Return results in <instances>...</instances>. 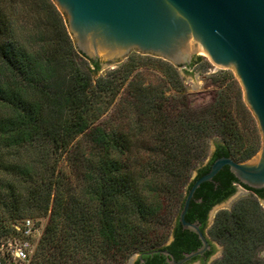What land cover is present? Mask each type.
<instances>
[{"label": "trees", "instance_id": "obj_1", "mask_svg": "<svg viewBox=\"0 0 264 264\" xmlns=\"http://www.w3.org/2000/svg\"><path fill=\"white\" fill-rule=\"evenodd\" d=\"M41 2L44 8L35 5L36 8L47 10L48 17L55 22L58 19L63 25L60 46L55 47L52 41L43 45L40 40L45 38L40 31L36 37L39 41L21 43L15 25L6 22L0 10V213L18 220L29 208L48 212L54 187L61 191V180L54 178V171L47 178L39 176L37 170L33 173L34 169L22 162L23 152L33 149L41 154L43 162L50 161V150L65 152L82 136L90 152L84 149L73 157L80 165L83 192L80 197L73 189L56 193L54 210L31 264H68L70 257L78 256L84 262H98L104 257L119 258L123 263L134 254H143L146 264H168L163 255L145 254L156 249L168 250L176 260H181L185 254L198 250L202 243L195 233L183 229L178 215L173 241L158 247L154 228L165 209L162 194L168 188L167 180L171 184L182 183L186 174L203 163L208 148L198 143L207 138L219 137L220 141L210 161L197 168L187 192L218 158L231 157L241 162L252 158L253 152L241 160L234 157L226 138L228 124L216 103L201 108L189 105L177 115L175 125L179 134L168 138L170 152L162 164L149 167L143 174L136 173L123 158L126 142L90 119L102 94L119 87L115 84L116 73L95 82L93 74L101 69L99 61L76 49L67 30L66 17L53 0ZM24 30H29L28 26ZM81 57L88 61L89 68L79 61ZM194 63L195 60L189 67ZM155 102H147L150 104L147 114L152 112ZM162 107L156 111L164 116L166 108ZM173 112H166L164 120L171 118ZM10 178L31 184L29 194L24 196ZM239 186L250 195L241 198L230 211L219 212L209 230L210 237L224 249L222 258L212 264H264V259L259 257L264 247L261 207L264 189L241 184L228 166L213 182L202 184L196 191L186 220L200 223L205 232L212 208L235 194ZM3 219L0 217V222ZM213 252L206 254L210 256ZM135 264H140V260Z\"/></svg>", "mask_w": 264, "mask_h": 264}, {"label": "rangeland", "instance_id": "obj_2", "mask_svg": "<svg viewBox=\"0 0 264 264\" xmlns=\"http://www.w3.org/2000/svg\"><path fill=\"white\" fill-rule=\"evenodd\" d=\"M35 5L44 8L41 0H0V10L5 21L15 25V31L22 38L21 43H30L34 39L36 42L39 41L36 37L40 31L43 32L45 38L40 40L43 45L47 41L50 43L52 41L55 47L60 46L64 37L63 25H60L58 19L55 22L50 16L48 17L47 10L37 9ZM37 10L41 11L37 13ZM26 26L29 30L22 31ZM39 38L41 39V37ZM71 38L74 42L72 36ZM37 47L39 48V45ZM48 47L50 46H46V48ZM47 52L50 53L48 49ZM194 60L195 63L191 67H176L163 58L134 52H131L121 62L108 66L102 67L104 60H99L101 69L98 73L93 74V80L96 82L101 77L116 73L115 77L118 78V81L115 84L119 87H116L114 91L102 94L97 104L98 107L92 112L90 119L95 122V125H101L115 138L123 139L126 142L127 147L123 158L136 173L143 174L149 167L153 168L162 164L170 152L171 146L167 142L168 138L179 134L175 125L177 115L189 105L193 108H201L216 103L220 107V115L228 124L226 138L229 140L235 158L241 160L248 152H253L254 157L261 149L262 135L257 120L245 102L244 93L234 69L214 65L203 52L196 54ZM79 61L89 68L86 59L81 57ZM90 68L92 70V67ZM149 101L156 102L151 106L153 107L152 112L147 114L148 105L150 107V104L147 103ZM159 107L166 108V111H163L164 116L156 111ZM169 110L174 112L171 118L164 120L166 112L168 113ZM218 141H220L219 137H212L198 143L201 147L208 148L202 165H206L210 161L214 145ZM84 149L90 152V148L80 136L73 144H70L65 152L54 153L53 150H50V161L43 162L41 154L33 149L23 152L22 162L25 165H30L32 170L34 169L33 173L37 170L39 176L47 178L53 171L55 172L54 178H60L62 183L61 191H57L54 187L48 212L29 208L18 220L11 218L6 213H0V217L4 218L0 222V240H5L9 236L10 227L14 222L25 218L36 220L44 226L45 230L51 212L54 210L53 201L56 193L72 192L73 189L75 194L80 197L83 192L81 170L73 156L81 153ZM199 166L201 164L197 165L195 169ZM195 169L184 176L182 183L177 181L171 184V181L167 180L168 188L162 194L165 209L155 222L154 228V237L160 243L158 247L169 244L173 227L180 212L181 202L187 196L189 184L196 177ZM10 181L14 180L10 178ZM14 182L19 186L24 196L29 194L32 188L31 184L18 180ZM249 195L250 193H242L241 198ZM235 203L228 202V208L214 210L210 217L206 234L213 245L218 246V251L217 259H209L207 264L221 259L224 251L223 246L210 237L209 230L217 214L221 211H230ZM261 207L264 213V201L261 202ZM138 257V254H134L122 263L119 258L107 259L104 257L100 258L98 262H84L82 257L78 256L70 257L68 264H133ZM259 257L264 259V247L260 250Z\"/></svg>", "mask_w": 264, "mask_h": 264}, {"label": "water", "instance_id": "obj_3", "mask_svg": "<svg viewBox=\"0 0 264 264\" xmlns=\"http://www.w3.org/2000/svg\"><path fill=\"white\" fill-rule=\"evenodd\" d=\"M64 14L76 49L103 66L119 63L131 52L157 56L176 67L192 64L203 52L221 68H233L247 106L257 120L262 147L252 159L240 163L231 157L218 158L208 173L195 180L188 189L179 222L184 230L195 233L202 246L181 260L164 249L145 253L166 257L168 264H192L211 250V241L201 224L186 220L190 204L200 186L213 182L228 166L239 182L251 189H264V0H53ZM216 145V143H215ZM215 145L213 152L215 151ZM202 165V164H201ZM197 175V169H195ZM234 195L215 205L214 210L238 202ZM212 223V220H211ZM173 241L171 235L169 244ZM167 244V245H169ZM210 259H217L214 245ZM141 264L146 260L139 255ZM195 264H201L196 261ZM207 264V262H206Z\"/></svg>", "mask_w": 264, "mask_h": 264}, {"label": "built area", "instance_id": "obj_4", "mask_svg": "<svg viewBox=\"0 0 264 264\" xmlns=\"http://www.w3.org/2000/svg\"><path fill=\"white\" fill-rule=\"evenodd\" d=\"M10 234L0 240V264H31L42 239L44 226L32 218L14 222Z\"/></svg>", "mask_w": 264, "mask_h": 264}, {"label": "flooded vegetation", "instance_id": "obj_5", "mask_svg": "<svg viewBox=\"0 0 264 264\" xmlns=\"http://www.w3.org/2000/svg\"><path fill=\"white\" fill-rule=\"evenodd\" d=\"M239 187H240V186H239ZM239 187H238V188H239ZM238 188H237V189H238ZM236 191H237V190H236ZM233 195H234V194H233ZM208 223H209V218H208ZM214 250H215V248H214V249L212 248V249L209 250L208 252H211V251H214ZM206 253H207V252H206ZM213 253H214V252H213ZM213 253H212V255H213ZM212 255L207 256V254H205L203 257H201V258L198 259L197 261H200L201 264H206V262H208V260L210 259V257H211ZM138 259H139V257H138ZM138 259H137V260H138ZM137 260H136V261H137ZM136 261H135L133 264H135ZM193 262H196V261L193 260V261L190 262V263H193ZM140 264H141V263H140Z\"/></svg>", "mask_w": 264, "mask_h": 264}]
</instances>
